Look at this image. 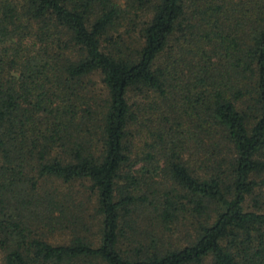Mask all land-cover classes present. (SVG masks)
I'll return each instance as SVG.
<instances>
[{
  "label": "trees",
  "instance_id": "1",
  "mask_svg": "<svg viewBox=\"0 0 264 264\" xmlns=\"http://www.w3.org/2000/svg\"><path fill=\"white\" fill-rule=\"evenodd\" d=\"M120 1L0 0V41L16 38L28 70L19 89L0 78L3 264H264V0ZM132 11L150 16L137 45L118 34ZM177 33L190 41L186 56L158 64ZM94 74L106 95L91 90ZM144 90L147 107L129 102ZM143 110L156 114L160 148L145 157L162 163L158 181L133 174L130 129ZM191 136L204 155L197 166ZM26 168L90 182L98 245L31 232L25 202L43 205L49 226L64 205L25 192L38 184ZM148 212L166 230L193 219L190 243L163 248L139 232L134 215Z\"/></svg>",
  "mask_w": 264,
  "mask_h": 264
},
{
  "label": "rangeland",
  "instance_id": "2",
  "mask_svg": "<svg viewBox=\"0 0 264 264\" xmlns=\"http://www.w3.org/2000/svg\"><path fill=\"white\" fill-rule=\"evenodd\" d=\"M120 3L124 6L125 0H121ZM126 16L127 18L120 22L121 27L118 28V34L125 41L137 45L140 43V28L142 22L147 20L150 16L146 13H134L133 11ZM180 35V33H177L171 38L169 46L160 56L158 64H167L170 61L186 56L182 53L188 48L190 41L183 39ZM14 38L15 37L0 41V66L2 68L0 78L5 80V82L7 81V84L19 89L20 84L26 81L28 70L26 67V60L16 58L17 42L16 38ZM43 45L44 44H41V42H38L36 50H39L38 47ZM183 48L185 49L182 51ZM30 54L32 56L36 55L33 52ZM12 58L16 60L14 63L10 62ZM86 79L95 82V86L91 88V90H96L97 93L103 90L101 76L99 74H94ZM103 94L106 95L104 90ZM128 98L129 102L134 103L135 106L147 107V105L152 102L153 94L146 90L142 93L131 91L128 94ZM156 124V114L150 110H143V112L141 111L138 121L130 129V156L132 160L136 161L133 174L137 177H145L146 175L149 182L152 180L158 181L163 175V171L161 170L162 163L154 159L149 160L145 157L147 153L159 151L160 147L159 144H155L156 139L154 136ZM183 128L186 130L188 129L186 126H183ZM194 139L191 136L189 143L192 150V157L197 160L195 163L197 166L200 164L204 155L203 152H196V147H193L196 141V139ZM1 165L2 158L0 155V167ZM25 171L28 178H34V180L38 182L36 189H32L30 184L26 183L25 192H31L33 195L38 193L40 197H43L46 193L52 194L58 203L64 205V207H62L64 214L60 215V211H54V216H57L58 219L53 217L56 221H52V224L49 226L45 225L42 221L41 210L44 209V206H36V202L34 201L33 203L31 200L29 203L25 202L20 210L26 222L25 224H30L31 232L38 234V236L40 235V237L53 245L69 243L75 234L87 238L94 245H98L100 241V216L94 209L95 202L94 196L91 194L90 182L72 181L64 183L62 180L56 178H39L34 171L27 168ZM261 177H264V173L261 174ZM122 183H124V181ZM256 194H258V199L261 202L260 204L262 208H264V187L257 189ZM251 204L252 202L249 198L245 207L247 209H252L253 207ZM60 207L61 206L58 208ZM138 214L139 210H137L136 215ZM136 215H134L137 223L135 226L136 229L143 234L147 232L149 237L155 236L154 239L156 238L159 245H162L163 248H174L187 245L195 234V224L193 219L189 217L180 218L176 223L170 226L169 230H166L154 227V219H150L146 216L151 215L150 212L145 213V215L142 214L141 217ZM150 232H152L153 236H151ZM3 258L4 251L0 248V264H3ZM209 262L210 260H207L206 264Z\"/></svg>",
  "mask_w": 264,
  "mask_h": 264
}]
</instances>
